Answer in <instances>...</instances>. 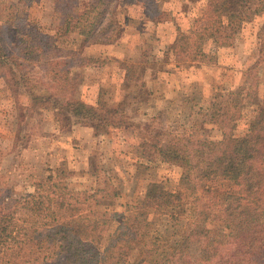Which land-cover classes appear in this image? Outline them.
<instances>
[{"label": "trees", "instance_id": "16d2710c", "mask_svg": "<svg viewBox=\"0 0 264 264\" xmlns=\"http://www.w3.org/2000/svg\"><path fill=\"white\" fill-rule=\"evenodd\" d=\"M128 1L140 6L150 20L171 19L162 9L169 0H54L60 19L57 35L74 33L88 45L113 44L122 35L121 3ZM189 1L202 3L203 16L196 17L187 30L176 28L164 51L166 61L200 62L208 56L204 47L209 41L227 46L235 31L264 14V0ZM70 54L76 52L60 46L26 18L0 24V77L15 103L11 121L15 145L30 133L27 127L36 108L52 111L62 129L87 124L95 137L122 124L117 108L101 99L90 105L69 93L73 86L63 71L70 64ZM132 70L128 68L125 80L135 77ZM18 96L27 97L30 107L24 108ZM238 102L217 94L213 104L201 110L202 121L143 139L137 164L173 162L181 167L182 176L173 191L161 182H150L143 202L127 204L123 212L96 210V203L109 193L113 202L106 205L115 204L118 187L110 178L88 194L70 188L65 167L47 170L42 180L34 182L31 193L15 196L12 189H1L0 264H120V254L100 256L93 249L92 238L102 222L112 230L108 248L132 250L153 238L149 236L153 218L167 214L177 218L181 213L187 215L179 237L152 264H264V94L241 134H237L243 117ZM208 125L215 126L221 137L213 138ZM100 193L103 198H97ZM90 197L96 203L86 207ZM89 214L95 220L73 224ZM164 247L159 243L147 250L139 262Z\"/></svg>", "mask_w": 264, "mask_h": 264}, {"label": "rangeland", "instance_id": "374dc122", "mask_svg": "<svg viewBox=\"0 0 264 264\" xmlns=\"http://www.w3.org/2000/svg\"><path fill=\"white\" fill-rule=\"evenodd\" d=\"M162 9L170 14L167 22L150 20L133 1L122 2L120 39L113 44L88 45L74 33L58 37L56 26L60 19L54 0H0V24L16 17L26 18L60 46L76 52L68 56L70 64L66 71L63 69L69 77L65 81L73 86L69 93L94 106L103 100L119 110L122 120L120 127L95 137L87 124H71L62 129L52 111L39 112L36 108L27 127L30 133L15 145L11 124L15 103L0 77V190L12 189L15 196L31 193L34 182L42 180L47 170L65 167L70 188L88 194L104 187L106 178H110L113 187H118L115 204L106 205L113 202L109 193L111 196L100 199V203L90 197L86 207L96 203V210L119 213L127 204H141L150 182H161L173 191L182 176L181 167L173 162L137 164L143 139H152L157 133L178 132L196 120L202 121L201 110L209 108L217 94L231 101L239 100L243 117L238 121L237 134L247 130L249 118L264 94V14L235 31L227 46L209 41L204 47L207 58L190 63L174 58L166 61L164 51L174 40L176 28L187 30L196 17L203 16L202 3L169 0L162 4ZM132 67L135 77L125 80L128 68ZM19 102L24 108L30 107L25 96ZM206 128L213 138L221 137L215 126ZM99 196L103 198V193ZM186 215L156 216L149 230L153 238L144 239L132 250L108 248L112 230L105 229L102 222L93 235V249L100 256L120 254V264H152L177 240ZM93 217L76 218L73 224L95 220ZM101 236L103 239L98 241ZM159 243L165 247L139 262L147 250L157 248ZM118 258L119 255L115 261Z\"/></svg>", "mask_w": 264, "mask_h": 264}, {"label": "crops", "instance_id": "0c3cea01", "mask_svg": "<svg viewBox=\"0 0 264 264\" xmlns=\"http://www.w3.org/2000/svg\"><path fill=\"white\" fill-rule=\"evenodd\" d=\"M90 131H92V130L90 129Z\"/></svg>", "mask_w": 264, "mask_h": 264}]
</instances>
